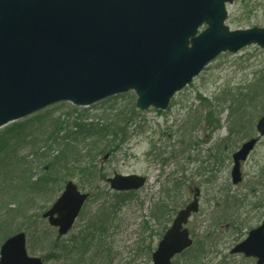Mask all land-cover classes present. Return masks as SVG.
<instances>
[{
  "label": "rangeland",
  "instance_id": "374dc122",
  "mask_svg": "<svg viewBox=\"0 0 264 264\" xmlns=\"http://www.w3.org/2000/svg\"><path fill=\"white\" fill-rule=\"evenodd\" d=\"M227 10L226 24L231 30L264 27V0H234ZM245 94L256 96L255 103L246 111L250 124L239 134L233 133L227 144L222 143L221 140L230 135L232 125L229 99L232 95L243 97ZM200 97L217 105L214 110L215 120L220 119L219 129L211 130L202 120L207 110L203 109ZM136 100L137 94L128 91L89 106L62 101L40 110L37 118L34 115L38 112L30 115L34 126L43 124L44 128H51L53 120L62 122L64 130L58 140L50 142L52 149H41L50 157L59 153L64 141H75L82 135L77 124L107 125L115 122L121 111L129 122H122L117 150L99 152L104 145L100 142L99 150L93 149V158L86 156L79 167L71 165L70 174H65L69 176L64 182H57L53 193L40 196L32 203L21 201L23 206L27 204L26 213L30 218L16 217L10 231H25L28 253L43 257L45 264H152V253L147 247L150 244L156 247L162 237L159 234L164 233L176 213L192 200V190L199 187L200 210L187 225L194 245L203 244L214 264L223 258L231 264H256L255 258L232 254L231 249L264 220V137L243 162V180L238 184L232 181L231 169L233 153L245 140L258 134L256 123L264 114V49L250 45L237 53L220 54L174 96L166 110L150 107L137 112ZM77 144L82 149L79 155L82 159L86 151L89 152L88 143ZM174 149L180 150L177 151L179 156H170ZM23 154L28 155L27 159L35 167L33 171L41 172L43 162L41 164L40 158L32 154L31 147L26 146ZM91 161L96 170L85 176L80 169L92 166ZM115 174H139L148 181L138 190L126 192L124 198L121 191L113 190L107 181ZM69 180L91 197L71 230L60 236L42 214ZM173 183L181 185L176 200L171 198ZM5 189L3 198L7 199ZM163 201L173 208L170 215L160 221L156 209ZM18 206V201H12L4 211ZM83 240L85 246H80ZM55 241L72 247L73 254L54 258L53 254L58 252L51 245ZM187 252L177 256L174 263L183 264Z\"/></svg>",
  "mask_w": 264,
  "mask_h": 264
},
{
  "label": "water",
  "instance_id": "95a60500",
  "mask_svg": "<svg viewBox=\"0 0 264 264\" xmlns=\"http://www.w3.org/2000/svg\"><path fill=\"white\" fill-rule=\"evenodd\" d=\"M234 0H0V128L50 105L89 106L134 90L137 112L166 110L221 53L264 48V27L231 30L227 5ZM203 28V29H202ZM256 129L264 136V115ZM259 138L233 154L232 181H242V162ZM116 191L138 190L139 174L108 178ZM181 208L152 254L153 264L173 259L193 244L187 226L200 210V188ZM88 193L69 180L43 213L67 234ZM264 264V220L231 249ZM0 264H43L29 255L27 234L17 232L0 247Z\"/></svg>",
  "mask_w": 264,
  "mask_h": 264
},
{
  "label": "trees",
  "instance_id": "16d2710c",
  "mask_svg": "<svg viewBox=\"0 0 264 264\" xmlns=\"http://www.w3.org/2000/svg\"><path fill=\"white\" fill-rule=\"evenodd\" d=\"M259 93V91H256ZM202 99L203 109L205 114L201 117L206 126H211V130L213 131L220 128V119L215 120V108L217 105H212L210 101L200 97ZM232 101L231 103V116L230 120L232 125H230V135L221 140L222 143H228L229 138L233 133H240L246 124H250V119H248V114L246 111L250 105H253L256 101V96L244 95L243 97H238L232 95L229 99ZM132 110V114L135 115L134 110ZM41 114V111L36 113L34 116L37 118ZM236 116V117H234ZM31 116L26 117L24 119L12 122L3 128L0 129V245L3 240L8 237L10 234L14 233V231H10V225L16 217L21 216V218L27 217V208L26 205L23 206L21 201L23 202H35L36 198L40 196H44L53 193L55 186L58 181H65L67 176L70 174L71 165L80 166V164L84 163L83 159L88 156L93 158V149L99 150L100 142L104 145L101 146V150H117L119 143L117 142L119 136L123 132L122 122L128 124L129 118L124 115V111H121L117 115V120L115 122L109 123L107 125H85V124H77L80 127L79 134H82V140L79 141V137H76L75 141H64L63 148L59 151V153L53 157H50V154L45 151L41 152L43 147H47L48 150L52 149V144L50 142H55L60 138V132L62 129V122L60 119L53 120V126L51 128H44V125L34 126L31 123ZM201 120V121H202ZM234 122V123H233ZM236 129V130H234ZM83 141V143H88V151L83 155L82 159L79 158L82 149L79 148L78 142ZM77 142V143H76ZM182 142V141H181ZM180 142V143H181ZM184 143V142H182ZM31 147V152L37 158L39 157L40 163L43 162L44 168H42L41 172H35L34 166L32 162L27 159L28 155L23 154L25 147ZM89 147L91 149H89ZM221 147H219L220 149ZM180 150H172L171 157L179 156L177 152ZM89 154H91L89 156ZM95 156V155H94ZM92 162V161H91ZM42 164V163H41ZM77 164V165H76ZM96 166H92L89 164L88 166H83L80 170L82 174L85 176H89L90 172H95ZM66 170L65 172H63ZM14 176L13 179L10 176ZM36 175V178L33 177ZM65 175V176H64ZM62 184L60 185V187ZM4 187L8 192L9 198L4 199ZM181 189V185L179 183H173V188L171 192V198H177L178 191ZM129 193V192H127ZM133 193V192H132ZM124 198L127 196L126 192L120 193ZM124 194V195H123ZM18 201L19 206L15 209H10V211H4V208L9 206L12 201ZM172 205L168 202H162L156 210H158L159 220L164 217H168L171 213ZM156 217V216H155ZM156 217V218H157ZM166 217V218H167ZM30 220H28L29 222ZM167 229V226L164 228V232ZM9 233V234H7ZM16 233V232H15ZM6 234V235H5ZM5 235V236H4ZM160 237L163 234H159ZM60 238H57L59 240ZM74 244L77 245L75 240H72ZM195 244V243H194ZM185 251L188 253L187 259L183 264H214L213 260L209 259L207 253L205 251L203 244L194 245ZM85 246V241L83 240L80 246ZM54 251L58 253H54V258H65L68 255L73 254V248L69 247L65 243H57L56 241L51 245ZM149 253H152L155 249L153 245H149ZM48 259V256H46ZM56 260V259H55ZM175 264V263H174ZM177 264V263H176ZM215 264H231L228 262L226 258H223Z\"/></svg>",
  "mask_w": 264,
  "mask_h": 264
},
{
  "label": "flooded vegetation",
  "instance_id": "af4514ba",
  "mask_svg": "<svg viewBox=\"0 0 264 264\" xmlns=\"http://www.w3.org/2000/svg\"><path fill=\"white\" fill-rule=\"evenodd\" d=\"M250 138H251V137H250ZM250 138H249V139H250ZM260 140H261V138L259 139V141H260ZM258 143H259V142H258ZM242 144H243V143H242ZM242 144H241V145H242ZM240 147H241V146H240ZM240 147H239V148H240ZM232 156H233V155H232ZM242 164H243V163H242Z\"/></svg>",
  "mask_w": 264,
  "mask_h": 264
}]
</instances>
